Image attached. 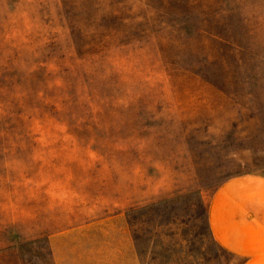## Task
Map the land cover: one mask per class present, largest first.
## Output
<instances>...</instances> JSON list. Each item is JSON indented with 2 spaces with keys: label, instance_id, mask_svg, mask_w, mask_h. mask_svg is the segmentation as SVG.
Segmentation results:
<instances>
[{
  "label": "rangeland",
  "instance_id": "rangeland-1",
  "mask_svg": "<svg viewBox=\"0 0 264 264\" xmlns=\"http://www.w3.org/2000/svg\"><path fill=\"white\" fill-rule=\"evenodd\" d=\"M264 174V0H0V264H240L208 228ZM117 216V217H116Z\"/></svg>",
  "mask_w": 264,
  "mask_h": 264
},
{
  "label": "crops",
  "instance_id": "crops-1",
  "mask_svg": "<svg viewBox=\"0 0 264 264\" xmlns=\"http://www.w3.org/2000/svg\"><path fill=\"white\" fill-rule=\"evenodd\" d=\"M207 222L214 241L241 258L240 264H264V174L243 173L221 183L209 200ZM102 225L110 233L111 251L105 261L138 264L121 217H111Z\"/></svg>",
  "mask_w": 264,
  "mask_h": 264
}]
</instances>
